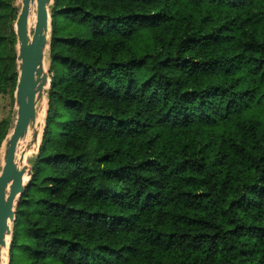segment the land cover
I'll list each match as a JSON object with an SVG mask.
<instances>
[{"label":"trees","instance_id":"obj_1","mask_svg":"<svg viewBox=\"0 0 264 264\" xmlns=\"http://www.w3.org/2000/svg\"><path fill=\"white\" fill-rule=\"evenodd\" d=\"M19 12L0 0V97ZM51 15L9 264H264V0H54Z\"/></svg>","mask_w":264,"mask_h":264},{"label":"water","instance_id":"obj_2","mask_svg":"<svg viewBox=\"0 0 264 264\" xmlns=\"http://www.w3.org/2000/svg\"><path fill=\"white\" fill-rule=\"evenodd\" d=\"M20 1V12L15 23L18 66V82L15 91L17 119L12 132L4 140L5 142L10 136L4 164L0 171V264H4V259L10 252L18 201L23 197L32 177V169L28 170L25 165L19 166L17 151L21 140L26 137L29 128L37 121L39 102L43 103L44 111L45 92L51 85L47 58L51 47V8L54 0ZM35 1L37 19L30 39L28 23L31 6ZM42 138L40 123L38 132L27 143L25 152L35 148L36 145L39 146ZM25 178H28L27 183Z\"/></svg>","mask_w":264,"mask_h":264},{"label":"rangeland","instance_id":"obj_3","mask_svg":"<svg viewBox=\"0 0 264 264\" xmlns=\"http://www.w3.org/2000/svg\"><path fill=\"white\" fill-rule=\"evenodd\" d=\"M17 6L20 8L21 7V1L17 0ZM34 29L32 30L33 34ZM47 69H49V57L47 58ZM50 88L45 92V103H44V111L42 116L40 117V123H41V136L44 134V130L46 127V119L48 115V110H49V100L47 96V92ZM5 119H9L11 122V129L9 131V134L12 132L16 119H17V104H16V99H15V93L14 95L11 94H4L0 97V122H2ZM43 139V138H42ZM39 146L41 145L42 141H39ZM39 146L36 145L34 146L35 148L30 149L24 153V155L21 157L23 159L24 165L28 168V170L32 169V164L37 158L39 154ZM0 171H1V166H0ZM7 259L9 261V254L7 256ZM8 264V262H7Z\"/></svg>","mask_w":264,"mask_h":264},{"label":"bare ground","instance_id":"obj_4","mask_svg":"<svg viewBox=\"0 0 264 264\" xmlns=\"http://www.w3.org/2000/svg\"><path fill=\"white\" fill-rule=\"evenodd\" d=\"M36 9H37V3L36 1L32 4L31 6V12H30V16H29V23H28V27H29V33H30V39L32 38V30L35 28L36 25V19H37V13H36ZM43 107V103L39 102L38 103V117H37V121L34 122V126H31L29 128V131L26 135V137L21 140L20 144H19V148H18V154H17V161L19 162V166L22 167L24 165L23 159L21 157L24 155L25 153V149L27 146V143L34 137V135L38 132L39 130V125H40V117L42 116V109ZM9 138L4 142L1 150H0V166L2 168L3 164H4V159H5V154L8 148V144H9ZM28 182V178H25V183ZM8 259L7 257L4 259V264H7Z\"/></svg>","mask_w":264,"mask_h":264}]
</instances>
